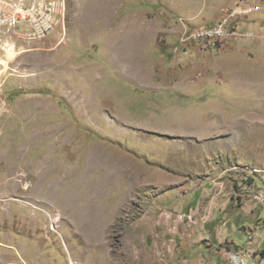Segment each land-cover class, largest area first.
I'll return each mask as SVG.
<instances>
[{
  "label": "rangeland",
  "instance_id": "374dc122",
  "mask_svg": "<svg viewBox=\"0 0 264 264\" xmlns=\"http://www.w3.org/2000/svg\"><path fill=\"white\" fill-rule=\"evenodd\" d=\"M65 2L0 44V264L263 262L264 0Z\"/></svg>",
  "mask_w": 264,
  "mask_h": 264
},
{
  "label": "built area",
  "instance_id": "2783aa9c",
  "mask_svg": "<svg viewBox=\"0 0 264 264\" xmlns=\"http://www.w3.org/2000/svg\"><path fill=\"white\" fill-rule=\"evenodd\" d=\"M61 0H0V44L4 39L22 41H44L59 36L62 42L67 36L65 20H57V8ZM235 16V14H233ZM233 20L225 21L219 32L206 33L204 41L225 42L232 39V34L246 33L234 25ZM206 30V29H203ZM189 32L188 39H192ZM186 216V215H185ZM184 217V216H183ZM187 220L193 221L194 215L187 214ZM255 249L238 247L225 249L224 256L228 264H264L252 259Z\"/></svg>",
  "mask_w": 264,
  "mask_h": 264
},
{
  "label": "bare ground",
  "instance_id": "6f19581e",
  "mask_svg": "<svg viewBox=\"0 0 264 264\" xmlns=\"http://www.w3.org/2000/svg\"><path fill=\"white\" fill-rule=\"evenodd\" d=\"M66 17H67V14H66V2H65V0H61L60 3H59V6L57 8V20H65V23H66ZM225 21H226V19L225 20H221L218 24L214 25L211 28L206 29V31L202 33V36H204L206 38V33L219 32V27L222 26L225 23ZM238 35H239V33L232 34V38L236 37ZM192 36L194 38H196V39H197V37L200 38V36H198V34H193ZM258 254H257L256 251H253L252 252V259L256 260L257 262H262V259H260Z\"/></svg>",
  "mask_w": 264,
  "mask_h": 264
},
{
  "label": "crops",
  "instance_id": "0c3cea01",
  "mask_svg": "<svg viewBox=\"0 0 264 264\" xmlns=\"http://www.w3.org/2000/svg\"><path fill=\"white\" fill-rule=\"evenodd\" d=\"M196 204H198V203H196ZM196 204H195V206H196ZM264 262V261H263Z\"/></svg>",
  "mask_w": 264,
  "mask_h": 264
},
{
  "label": "trees",
  "instance_id": "16d2710c",
  "mask_svg": "<svg viewBox=\"0 0 264 264\" xmlns=\"http://www.w3.org/2000/svg\"><path fill=\"white\" fill-rule=\"evenodd\" d=\"M263 255H264V251H263Z\"/></svg>",
  "mask_w": 264,
  "mask_h": 264
}]
</instances>
